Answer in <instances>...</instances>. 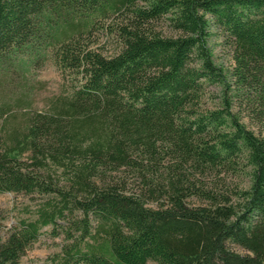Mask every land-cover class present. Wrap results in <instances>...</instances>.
Returning <instances> with one entry per match:
<instances>
[{
  "label": "trees",
  "instance_id": "16d2710c",
  "mask_svg": "<svg viewBox=\"0 0 264 264\" xmlns=\"http://www.w3.org/2000/svg\"><path fill=\"white\" fill-rule=\"evenodd\" d=\"M211 23L232 49L230 79ZM95 32L118 50L94 48ZM48 57L65 91L0 124V194L41 198L0 239V264L46 226L65 240L50 264H264V0H0V72ZM207 84L221 107H201ZM230 175L248 185L230 194Z\"/></svg>",
  "mask_w": 264,
  "mask_h": 264
},
{
  "label": "rangeland",
  "instance_id": "374dc122",
  "mask_svg": "<svg viewBox=\"0 0 264 264\" xmlns=\"http://www.w3.org/2000/svg\"><path fill=\"white\" fill-rule=\"evenodd\" d=\"M163 31L167 34L172 32L163 21ZM210 36L207 45L211 53L212 60L216 66L221 67L230 79V71L233 65L232 49L225 42L222 31L219 27L210 24ZM94 48H97L105 55L114 54L119 44L114 36H106L101 32H95ZM67 82L56 68L53 60L48 57L31 67L28 71L21 73L18 70H5L0 72V103H5L3 117L0 116V124H21L32 113L44 111L51 103L52 98L61 95L66 89ZM222 88L217 84H207L204 86L201 107L203 109H217L222 103ZM231 92L227 93L231 97ZM232 112L238 116L240 121L254 132H258V127L249 116L245 106H238L234 100ZM1 139V138H0ZM225 186L232 191L237 188H245L248 185L246 175H230L225 179ZM38 194L28 195L25 193L4 192L0 194V239L4 240L8 230L13 227L17 220L29 217L28 211H34L36 205L40 203ZM43 199V197H42ZM190 203L199 204L196 198H191ZM63 224L62 220H59ZM94 226L93 221H91ZM92 226V227H93ZM57 232L60 228L57 227ZM65 243L64 235H53L51 227L43 228L41 235L19 259L18 264H50L51 257L61 250ZM228 246L240 253L246 251L240 246L228 243ZM148 264H153L149 262Z\"/></svg>",
  "mask_w": 264,
  "mask_h": 264
}]
</instances>
